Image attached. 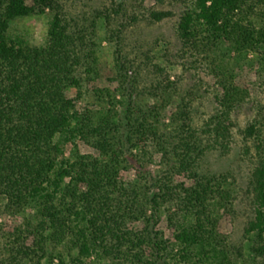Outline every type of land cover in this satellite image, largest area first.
Segmentation results:
<instances>
[{
  "label": "trees",
  "instance_id": "obj_1",
  "mask_svg": "<svg viewBox=\"0 0 264 264\" xmlns=\"http://www.w3.org/2000/svg\"><path fill=\"white\" fill-rule=\"evenodd\" d=\"M178 2L184 6L176 28L185 56L193 49L216 51L225 42L238 49L264 44V0ZM103 10L95 17L110 20ZM46 12L51 20L45 43L9 34L17 18ZM171 13L158 9L149 16L159 21ZM85 19L64 0H0V215L5 208L37 205L35 221L25 223L20 235H5L0 264H47V257L66 264L59 249L66 240L72 243L69 264H81L93 254L108 264H264L263 162L251 173L253 212L237 244L204 235L196 225L199 214L210 221L219 204L231 202L236 188L227 187L228 175L196 171L191 189L170 176L163 182V197L152 193L155 204L163 198L182 213L172 236L150 228L154 214L141 209L142 192L128 193L118 180L130 146L139 166L157 152L196 163L214 146L203 133L223 139L229 127L221 114L234 107L233 74L218 81L219 113L200 129L192 126L190 101L181 107L182 123L170 131L159 129L145 114L135 118L131 109L118 118L73 109L71 85L98 61L95 30L83 24ZM211 74L218 72L213 68ZM83 143L91 151H82ZM4 199L10 204L4 206ZM129 220L146 225L127 234Z\"/></svg>",
  "mask_w": 264,
  "mask_h": 264
},
{
  "label": "rangeland",
  "instance_id": "obj_2",
  "mask_svg": "<svg viewBox=\"0 0 264 264\" xmlns=\"http://www.w3.org/2000/svg\"><path fill=\"white\" fill-rule=\"evenodd\" d=\"M64 2L73 13L80 12L86 18L83 24L95 30L98 57L91 71L83 72L78 77L80 80L71 85L69 98L73 109L84 111L90 108L117 118L131 109L135 118L141 119L145 114L159 129L170 131L182 123L179 116L181 107L190 101L192 126L200 129L219 113L216 96L222 95V89L218 81L233 74L234 107L228 109V114H221L229 127L223 139L203 133L201 137L214 146L196 163L190 158L184 161L174 155L162 157L157 152L151 162L139 166L132 147L127 146L126 161L120 169L118 180L128 193L133 189L142 192L144 206L141 209L147 211L148 215L154 214L150 228L172 236L182 213L176 205L166 203L163 198H157L155 204L151 200L152 193L157 191L163 197V182L170 176L191 189L196 185V178L192 176L196 171L228 175L227 187L236 188L231 202L222 206L219 204L210 221H205L204 215L199 214L196 225L204 235L225 238L232 244L239 243L243 240L244 227L253 212L249 187L251 173L259 163H264V44L238 49L225 42L220 43L216 51L200 53V50L193 49L185 56L186 47L179 41L176 28L184 7L178 0ZM117 8L119 12L115 14ZM102 9L110 14V20L95 17ZM158 9H168L172 13L164 19L153 21L149 13ZM50 20L49 12L17 18L12 22L9 34L32 44H43L47 40ZM219 66L221 68L218 69ZM213 68L218 72L216 76L211 74ZM226 69L232 70L227 73ZM81 150L91 151V148L83 143ZM2 203L4 206L10 204L7 199ZM36 209V204L9 210L5 208L0 215V243L8 239L5 238L6 234L20 235L26 227L25 223L35 221ZM145 225L146 222L142 220H129L127 234L140 231ZM70 245L71 240H66L59 246L68 264L71 258L66 254ZM48 247L53 249L52 243ZM70 251L71 257H74L76 252L73 249ZM46 260L47 264H59V258L51 261L47 257ZM103 263L108 264L93 254L81 264Z\"/></svg>",
  "mask_w": 264,
  "mask_h": 264
}]
</instances>
